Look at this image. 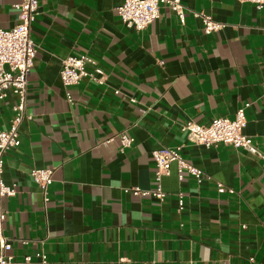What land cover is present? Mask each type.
Masks as SVG:
<instances>
[{
    "label": "crops",
    "instance_id": "1",
    "mask_svg": "<svg viewBox=\"0 0 264 264\" xmlns=\"http://www.w3.org/2000/svg\"><path fill=\"white\" fill-rule=\"evenodd\" d=\"M0 0V29L18 23ZM135 31L117 12L123 0H39L31 39L21 146L5 154V234L16 261L30 264H264V8L238 0H180ZM204 13L222 28L205 34ZM87 55L90 76L70 89L60 71ZM16 97L0 100V130ZM245 107L248 148H206L183 125L233 119ZM134 139L121 146V137ZM183 146L201 180L176 163L163 177V201L138 197L155 182L152 152ZM53 169L47 198L33 182ZM225 187L219 191L218 184ZM231 192H230V191ZM183 207L179 208V195Z\"/></svg>",
    "mask_w": 264,
    "mask_h": 264
},
{
    "label": "built area",
    "instance_id": "2",
    "mask_svg": "<svg viewBox=\"0 0 264 264\" xmlns=\"http://www.w3.org/2000/svg\"><path fill=\"white\" fill-rule=\"evenodd\" d=\"M242 3L255 5L258 10L264 8V0H238ZM167 6L179 20L183 21L184 7L180 0H123L117 12L125 26L135 31L147 29L160 16L162 6ZM39 0H22L13 5L18 13V23L12 29H0V100H6L10 95L16 97L12 106V118L6 129L0 130V264H30L32 257L27 256L23 261H16L11 254L12 242L5 234L6 211L3 200L15 196L17 186L6 185L3 180L5 154L21 146L20 128L30 119L27 112V86L28 77L37 57V47L31 39V26L35 20ZM196 18H201L205 34L219 31L222 24L215 22L211 16L204 13H194ZM93 63L87 55H70L62 62L60 77L63 86L67 89V99L72 103L70 89L79 85L83 78L90 76L86 65ZM264 97V84L262 85ZM245 107L240 108L233 119L216 118L208 125H200L193 121L186 122L182 130L187 135V140L194 145L206 148L220 145L235 149L248 148L252 139L243 133L246 126ZM121 146L129 147L134 139L128 135L121 137ZM183 146L175 148H162L152 152L155 162V182L150 190L134 188L132 194L138 197H153L163 201L166 193L163 190L162 179L170 174L171 165L176 163L180 172L186 171L192 177L201 180L204 173L188 163L182 155ZM33 182L41 189L45 201L48 202L47 193L53 184V169L36 168L30 173ZM220 192L225 190L218 184ZM230 191V190H229ZM231 192V191H230ZM183 207V195H179V208Z\"/></svg>",
    "mask_w": 264,
    "mask_h": 264
}]
</instances>
